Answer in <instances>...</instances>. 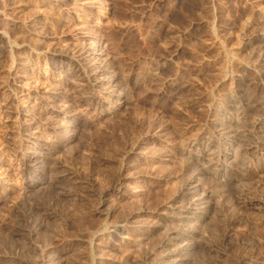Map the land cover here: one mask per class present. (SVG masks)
Returning <instances> with one entry per match:
<instances>
[{"label": "rangeland", "instance_id": "1", "mask_svg": "<svg viewBox=\"0 0 264 264\" xmlns=\"http://www.w3.org/2000/svg\"><path fill=\"white\" fill-rule=\"evenodd\" d=\"M0 264H264V0H0Z\"/></svg>", "mask_w": 264, "mask_h": 264}]
</instances>
